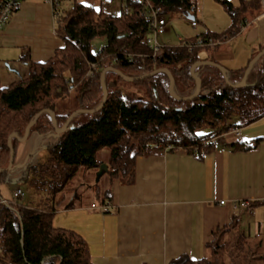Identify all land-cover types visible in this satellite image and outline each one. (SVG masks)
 Wrapping results in <instances>:
<instances>
[{
    "label": "trees",
    "instance_id": "1",
    "mask_svg": "<svg viewBox=\"0 0 264 264\" xmlns=\"http://www.w3.org/2000/svg\"><path fill=\"white\" fill-rule=\"evenodd\" d=\"M151 1L163 7L168 19L175 13L185 17L191 4L197 2ZM218 1L231 19L228 29L221 33L202 31L195 38L185 40L196 43L199 38L207 41L212 37L225 41L214 47L165 44L156 51L146 41L150 26L142 15L140 3L132 4L130 13L121 11L118 15L102 6L80 2H75L65 12L60 9L55 31L63 46L47 61H30L27 77H21L8 87H0V168L10 163L9 135L14 132L23 137L39 111L53 110L56 124L61 127L73 111L99 106L104 98L102 73L108 67L128 77H141L166 68L174 77L175 92L181 97L190 95L196 83L191 72L193 65L198 61L216 62L214 52L240 32L246 12L257 9L260 3V0H241L236 5L230 0ZM97 40H101L102 49L95 45ZM253 57L248 58L238 73H230L232 82L243 78ZM90 69L93 76H88ZM196 71L201 80L199 94L193 99L181 100L170 93V77L165 71L129 80L116 71L107 70L104 84L108 96L103 106L92 113H77L65 131L59 133L58 140L46 147L47 158L31 161L25 167L19 182L34 192L35 204L33 201L22 203V197L8 201L0 190V262L94 264L83 237L53 225L54 215L61 208L89 202L88 193L71 185L80 171L85 172L84 180L94 179L92 185L88 183L89 187L104 206L111 202L110 185L115 180L133 181L138 156L181 149L203 158L215 146V138L229 127H244L264 117V54L253 64L242 86L228 84L222 71L212 64L197 65ZM75 89L77 95L73 101L70 92ZM54 130L51 115L45 111L29 133L48 134ZM19 142L12 139L14 152ZM258 142L259 139L237 141L231 146L233 150L246 151L256 148ZM104 150L109 152L108 161L99 159V153ZM103 163L108 165L104 175L107 174L110 185L101 192L98 191L100 181L96 182L93 177ZM6 172L0 173V189ZM86 173L92 177L86 178ZM238 228L232 246L239 253L245 252L251 243L264 252V241L260 237L252 238ZM229 229L215 234L206 257L193 260L182 255L171 264H223L221 249L226 247L224 242L231 233ZM232 264L240 263L232 261Z\"/></svg>",
    "mask_w": 264,
    "mask_h": 264
},
{
    "label": "crops",
    "instance_id": "2",
    "mask_svg": "<svg viewBox=\"0 0 264 264\" xmlns=\"http://www.w3.org/2000/svg\"><path fill=\"white\" fill-rule=\"evenodd\" d=\"M240 1L232 2L238 5ZM244 17L245 24L232 38L246 35L251 50L248 61L264 48V0ZM232 38L214 52L216 63L222 65L234 56ZM62 46L51 3L23 0L0 30V87L27 77L30 61H47ZM241 67L225 71L236 74ZM258 124H262L261 134L249 132ZM249 125L241 127L238 137L225 132L216 138L203 158L181 149L138 156L133 181L115 180L110 185L111 208L105 210L101 198L71 204L55 213L54 227L83 237L94 264H171L182 255L199 260L208 255L215 234L229 228L231 234L240 227L264 241V221L257 219L254 235L247 232L250 224L245 221L264 212V117ZM58 135L55 130L48 134L32 131L19 142L12 169L1 186L10 191L6 200L16 201L11 199L18 188L23 189L19 180L25 167L36 161L34 155L40 149L55 143ZM257 139V147L251 150L236 151L231 146ZM241 200L251 203L252 212L234 208V201Z\"/></svg>",
    "mask_w": 264,
    "mask_h": 264
},
{
    "label": "rangeland",
    "instance_id": "3",
    "mask_svg": "<svg viewBox=\"0 0 264 264\" xmlns=\"http://www.w3.org/2000/svg\"><path fill=\"white\" fill-rule=\"evenodd\" d=\"M232 1L236 3V2H239L240 0H232ZM75 2H80L86 5H92L95 7H101V0H60L59 1L60 9L62 10V12L70 10L73 7ZM196 4L198 6L196 16L198 20L201 22L200 26L196 28L192 27L188 19H186L179 13H175L170 18L171 23L169 26V30L165 34L159 37L160 42L165 43V44L169 42L168 44L170 45H176L178 44V36H182L184 39H193L202 31L208 30L211 32L221 33L228 29V27L231 24V20L221 2H219L218 0H197ZM104 9L109 10L111 13L115 15L119 14V9L116 7H112L110 9L108 8H104ZM232 39L234 43H231V49L234 51L233 52L234 56L231 59L226 60L222 63V65L225 67L226 70H230V69L235 70L238 67L243 66V64H245L247 61V56H249V53L251 52L250 47L246 46V35L245 34H242L238 36L237 38L235 37ZM95 45L101 46V40H97L95 42ZM93 75L94 74H92L91 76ZM195 75L199 77L198 73H195ZM229 76H230V73H227V77L229 81H231ZM240 80L241 78L237 79L234 82L232 81L231 82L240 83ZM196 86L197 84L195 83V87L192 88V91H190L191 94L195 92ZM174 92H175V89H174ZM178 94L180 95V93ZM70 95L73 97V101H75L74 97L77 95L76 89L73 92H70ZM261 125L262 124L252 126L249 132L254 131L253 133L261 134L260 132H258V130H260ZM246 128H248V126ZM47 156H48V151L46 147H43L34 155V159L37 161L38 160L43 161L47 158ZM108 157H109V152L107 150H104L101 153H99V159L103 161H108ZM84 175H85V172L80 171L78 175L75 177V179L71 182V185L75 189L77 188L79 190H82L88 193V195H86L88 201L92 199L94 200V198L97 199L98 197L94 196L95 192L91 189V187H89L93 184L92 182H94V179L89 182V179H90L89 177H92V175L86 173L87 175L86 178H89L87 180H84ZM93 178H95L96 180L95 176ZM88 183H90L91 185H89ZM109 185L110 183H109L107 174H105L102 176L99 182L98 191L103 192L105 189L109 187ZM21 187L24 189V192H25V196L21 198L22 203H28L29 201H33L35 204V201L37 200V198L35 197L34 192L25 184H21ZM1 191L4 194L3 195L1 193L3 197L11 196L10 191H6V189H3V188H1ZM11 200H15V198L13 199V196H12ZM257 219L259 222H262L261 220L264 221V212L258 213L257 217L250 216V217L245 218V221H248L250 224V231H249V226H246L247 232H249L250 235L256 234L254 230H255V223ZM263 232L264 231H262L261 233L263 234ZM236 238H237L236 232H234L233 234L230 233L228 234V236H226L227 240H225L224 242L226 244V247L223 246L221 249L223 250V255H222V261L224 260V263L222 262L223 264H232V261H235L236 263H240V264H243L244 261H248L249 264H264V252H260L259 250H257L256 249L257 246H255L254 243H251L249 248H245V252L239 253L238 250L232 246L233 243L236 241ZM262 238L264 239V234Z\"/></svg>",
    "mask_w": 264,
    "mask_h": 264
},
{
    "label": "built area",
    "instance_id": "4",
    "mask_svg": "<svg viewBox=\"0 0 264 264\" xmlns=\"http://www.w3.org/2000/svg\"><path fill=\"white\" fill-rule=\"evenodd\" d=\"M49 3H51L53 8V17L54 20H56L57 15L60 12V3L58 0H48ZM23 0H1L0 2V30L7 25V23L10 21L12 15L14 12H16L21 6H22ZM142 4V15L145 17V19L148 20L149 26H150V33L148 37L146 38L147 43L154 49V51L158 50L160 47L165 45V43H162L159 41V37L163 34H165L169 30L170 26V19H168L164 13H163V7L155 5L151 0H101V6L104 8H112L116 7L119 9V12L124 13H130L131 11V5L132 4ZM198 6L196 3H192L189 9V12L186 14L185 18L189 20V23L192 27L196 28L200 26V22L196 16L197 14ZM109 11V10H107ZM110 12V11H109ZM189 15H194L195 18L191 19L189 18ZM225 41L224 38H221L219 40H215L212 37L208 38L207 41L204 40V38H199L196 43H188L185 39H183L182 36H178V43L182 44H188L192 47L194 46H210L214 47L217 44ZM169 43V42H168ZM167 43V44H168ZM104 46H101L102 49ZM129 57H132V53L128 54ZM97 68V67H95ZM191 72L194 76L196 71V66L193 65L191 68ZM88 74L92 75L93 70L90 69ZM88 75V76H89ZM90 75V76H91ZM227 134H232L234 136H240L241 134V127L239 126H231L226 131ZM25 195L24 190L21 188H18L14 196L15 198L23 197ZM2 202L7 203L6 200H2ZM221 203H224V201H221ZM233 206L235 209H238L240 207L247 208L248 211L252 212V205L248 200H241V201H234ZM103 208L105 210H108L111 208L110 203L107 205H104ZM0 253H2V247L0 245Z\"/></svg>",
    "mask_w": 264,
    "mask_h": 264
},
{
    "label": "water",
    "instance_id": "5",
    "mask_svg": "<svg viewBox=\"0 0 264 264\" xmlns=\"http://www.w3.org/2000/svg\"><path fill=\"white\" fill-rule=\"evenodd\" d=\"M189 18L194 19L195 16H194V15H189ZM263 54H264V48H263L258 54H256V55L253 57V59L251 60L249 66H248V68L245 70L244 75H243V78H242V80L240 81V83H232L231 81H229V79H228V77H227V73H226V71H225V68H224L222 65H220V64H218V63H216V62H213V61H198V62L195 63L194 66L202 65V64H212V65L218 67V68L222 71L223 75L226 77V80H227L228 84H230V85H232V86H242V85H244V84L246 83L247 76H248V74H249V72H250L251 67L253 66V64H254V63H255V62H256V61H257V60H258ZM109 69L118 72L119 75H121L123 78H125V79H129V80H137V79H141V78H146V77H149V76L153 75V74L156 73V72H159V71H165V72H167V74H168L169 77H170V85H169L170 93H171L174 97H176V98H178V99H181V100H190V99H193V98H195V97L199 94V92H200V90H201V80H200L199 77L194 76L193 73H192V75H193L194 79L196 80V84H197L196 89H195V92H194L193 94H191V95L181 97V96H178V95L174 92V77H173L172 73H171L168 69H166V68H158V69L152 71L151 73L146 74V75H143V76H141V77H128V76H126V75H123V74L120 73L119 71H117L115 68H113V67H108V68L104 69V71H103V73H102V79H103V81H102V82H103L102 85H103L104 98H103V100H102V102L100 103L99 106H97V107L94 108V109H77V110L73 111V112L68 116L66 122H65L61 127L57 126V124H56V115H55V112H54L53 110H50V109H44V110L39 111V112L35 115L33 121L27 126L26 131H25V134H24L23 137H19V136L16 135V133H14V132L11 133V134L9 135V137H8V146H9V148L11 149V159H10V163H9L8 167H6V168H0V173L12 169L13 162H14V157H15V152H14V148H13V144H12V139H13V138H16V139H18L19 141H24V140L28 137L29 130H30L31 126L36 122V120L38 119V117H39L43 112L47 111V112L50 113L51 118H52V120H53V125H54V127H55V131H56L57 133H62V132H64L65 129L67 128V126H68L69 122L71 121V119H72L77 113H79V112L92 113V112H95V111H97L98 109H100V108L103 106V104L105 103V101H106V99H107V96H108V91H107L106 86H105V84H104V75H105L106 71L109 70ZM72 127H73V126H71V128H72ZM107 171H108V165H107L106 163L101 164L99 170H98L97 173H96V182H99L100 179H101V177H102V176L104 175V173L107 172Z\"/></svg>",
    "mask_w": 264,
    "mask_h": 264
}]
</instances>
